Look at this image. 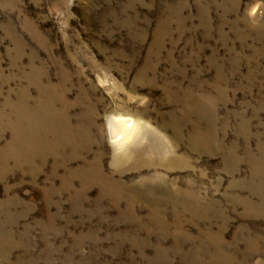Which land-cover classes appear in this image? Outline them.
<instances>
[{
    "label": "rangeland",
    "instance_id": "obj_1",
    "mask_svg": "<svg viewBox=\"0 0 264 264\" xmlns=\"http://www.w3.org/2000/svg\"><path fill=\"white\" fill-rule=\"evenodd\" d=\"M0 264H264V0H0Z\"/></svg>",
    "mask_w": 264,
    "mask_h": 264
},
{
    "label": "bare ground",
    "instance_id": "obj_2",
    "mask_svg": "<svg viewBox=\"0 0 264 264\" xmlns=\"http://www.w3.org/2000/svg\"><path fill=\"white\" fill-rule=\"evenodd\" d=\"M128 118L124 117L122 114L120 116H114L110 119L109 124H110V128H111V132L113 134H115L116 132H118V128L121 122H127Z\"/></svg>",
    "mask_w": 264,
    "mask_h": 264
}]
</instances>
